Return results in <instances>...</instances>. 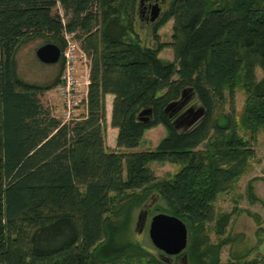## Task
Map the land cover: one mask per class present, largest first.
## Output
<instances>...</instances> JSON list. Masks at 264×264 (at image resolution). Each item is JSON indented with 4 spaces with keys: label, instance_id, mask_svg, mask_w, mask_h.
I'll return each instance as SVG.
<instances>
[{
    "label": "trees",
    "instance_id": "obj_1",
    "mask_svg": "<svg viewBox=\"0 0 264 264\" xmlns=\"http://www.w3.org/2000/svg\"><path fill=\"white\" fill-rule=\"evenodd\" d=\"M140 1L0 0V264H221L223 247L233 246L222 236L230 214L217 212L216 203L252 169L250 140L264 132V0H173L149 24L153 47L135 33ZM58 6L72 13L67 23ZM170 20L164 43L157 31ZM64 30L75 32L90 68L87 112L62 124L40 101L59 83L62 58L55 80L39 86L19 79L16 53L37 37L62 52ZM167 49L172 60L164 62L159 55ZM238 88L245 96L240 116ZM107 95L114 97L113 151L105 144ZM178 101L180 110L165 113ZM189 108L203 114L185 128L191 114L179 118ZM146 109L151 114L140 116ZM159 125L165 136L154 149L130 151ZM151 163L180 168L159 180ZM253 181L246 193L260 202ZM157 198L165 207L156 203L153 214L187 226V249L175 257L127 240L133 211ZM256 230L255 248L229 254L226 264H264L262 255L252 256L263 244L264 229Z\"/></svg>",
    "mask_w": 264,
    "mask_h": 264
},
{
    "label": "rangeland",
    "instance_id": "obj_2",
    "mask_svg": "<svg viewBox=\"0 0 264 264\" xmlns=\"http://www.w3.org/2000/svg\"><path fill=\"white\" fill-rule=\"evenodd\" d=\"M163 1L164 2L162 5L161 13L169 10L173 3V0ZM55 12H57L59 16L63 18L62 21L64 23H67L72 19V13L65 14L61 6H58L55 9ZM134 26L135 33L140 44L142 46L144 45L153 47L154 40L153 37H151V25H149V23H146L143 19L141 21L140 17L138 15H135ZM171 27L172 21L170 20L166 23L165 26L161 27L157 31V35L159 36L161 42L167 43L171 40ZM130 38L135 39L134 35H131ZM48 43L54 44L55 42H47L46 39L37 37L20 46L16 53V63L19 79L29 84L39 86H47L55 80L60 70V59L55 64H44L41 63L35 55V52L39 47ZM77 55L80 57V52H78ZM159 57L164 62H167V60H172V52L171 50L167 49L162 52ZM78 64L79 66H77L76 72L78 75H82L79 79V82L81 83L80 91L85 92L88 87L85 86V83L87 81V74H85L84 72V60L82 58L79 59ZM261 76L262 72L258 71L256 76L257 79H260ZM236 91L237 92L234 103L236 108V115L240 116V112L244 105L245 96L241 89L238 88ZM40 101L45 108H51V110H53L54 113H52V115L54 117H60L62 108H59V104H61V102L56 92V86L52 90L41 95ZM193 104H195L194 101ZM81 114H84L83 108L81 110ZM109 118L110 114L106 112V120L110 121ZM105 132V142L112 145V141L114 139L113 137L117 131L115 129L112 130L108 123ZM239 135H241L246 140H250L244 130L240 129ZM164 136L165 130L160 125L158 127L149 129L142 137L140 144L135 149L130 151L142 152L147 151L148 149H154ZM250 144L252 146V149H254L255 151L254 158L250 162L252 169L248 174L242 176V178L239 180L235 192H232L231 194L220 195V198L216 203L217 212L221 211L222 213L230 214L228 224L225 227V233L222 236L224 238L228 236L231 240L234 239L233 246L227 245L223 247L221 253V264H226V261L230 258V255L240 256L245 252L252 251L253 248H255V246L257 245L256 229L258 227L264 229V207L262 206L264 204V132L257 134L256 140H250ZM202 147L203 145L200 148ZM150 165L152 166L155 176L159 180H161V178L170 179L172 177V174H174L180 168V166L178 165H157L155 163H151ZM251 179H254V181L252 182V194L256 195L260 202L251 203V201L248 199L246 187L247 182ZM157 201L158 198L156 199V201L151 202L147 206V208L145 206L142 207V209L139 208L133 211L134 213L132 215L131 227L128 231V234L126 235L128 236L127 240L129 239L130 241L141 245L148 251L154 252L157 249L150 242L148 227L149 221L154 215V211H152V208L156 203H158ZM158 205L161 208L165 207V202H159ZM245 210L250 211L254 214L256 213L260 218H262L263 224H261L260 226L255 224V221L246 215ZM142 212H145L146 215L140 220L139 218ZM209 237L213 242H215L218 238L217 232H215V230L213 229H209ZM261 237L263 244L260 245L256 251H253L252 256L259 253L264 257V232L262 233Z\"/></svg>",
    "mask_w": 264,
    "mask_h": 264
},
{
    "label": "water",
    "instance_id": "obj_3",
    "mask_svg": "<svg viewBox=\"0 0 264 264\" xmlns=\"http://www.w3.org/2000/svg\"><path fill=\"white\" fill-rule=\"evenodd\" d=\"M150 23H154L161 16L160 7L158 4L153 6L152 11L150 12ZM36 58L44 64H55L59 61L61 57L60 49L56 44L48 43L39 47L35 52ZM181 98L186 97V90H182ZM184 104L182 101L171 102L165 108V113L169 111L176 112L181 109V105ZM151 114L150 109L143 111L140 116H146ZM191 114V118L185 123L186 127H191L195 122H197L203 114L202 109H193L189 108L184 111L180 118L188 116ZM143 122H147V118H139ZM179 119L175 120V124L179 122ZM188 232L187 226L176 216H171L164 212L154 214L150 221L148 227V235L151 244L160 251L163 255L169 257H175L176 255L181 254L187 249L188 243ZM182 260L185 261L186 257L182 256Z\"/></svg>",
    "mask_w": 264,
    "mask_h": 264
},
{
    "label": "built area",
    "instance_id": "obj_4",
    "mask_svg": "<svg viewBox=\"0 0 264 264\" xmlns=\"http://www.w3.org/2000/svg\"><path fill=\"white\" fill-rule=\"evenodd\" d=\"M63 38L66 41V46L61 54L64 65L63 70L60 73V81L56 86V92L61 102V104H59V108H62V111L60 112V117L55 118L59 119L62 124H65L80 120L82 108L83 113L86 114L87 112V90L85 92L80 91L81 83L79 82V79L82 75L77 74L76 68L79 66L78 60L82 58L85 63L83 66L84 72L87 74L85 86L88 87L90 63L88 62L89 58L87 54L81 51L80 44L75 39V32L70 33L64 30ZM78 52L81 54L80 57L77 55ZM49 110L52 115V113H54L53 110H51V108Z\"/></svg>",
    "mask_w": 264,
    "mask_h": 264
},
{
    "label": "flooded vegetation",
    "instance_id": "obj_5",
    "mask_svg": "<svg viewBox=\"0 0 264 264\" xmlns=\"http://www.w3.org/2000/svg\"><path fill=\"white\" fill-rule=\"evenodd\" d=\"M140 2H141V4H140L141 11L138 12L140 14V19L141 20L143 19L146 23L151 24L149 19L151 16L150 12L152 11L153 6L158 4V6L160 7V12H161L162 5H163L164 1L163 0H141ZM145 215H146V213H144V216ZM144 216H143V218H144Z\"/></svg>",
    "mask_w": 264,
    "mask_h": 264
},
{
    "label": "crops",
    "instance_id": "obj_6",
    "mask_svg": "<svg viewBox=\"0 0 264 264\" xmlns=\"http://www.w3.org/2000/svg\"><path fill=\"white\" fill-rule=\"evenodd\" d=\"M113 99H114V97L112 95L111 96L110 95L106 96L105 109H106V112L109 113L110 115H111V110H112L111 105H112ZM109 120H110V118H109ZM110 121L107 120V125H108V123L110 125ZM112 130H113V128H112ZM116 135H117V132L115 133V135L113 137L114 139L112 141V143H113L112 145L105 142L106 147H107L108 150H112L113 151V149H115V147H116V143H115Z\"/></svg>",
    "mask_w": 264,
    "mask_h": 264
}]
</instances>
